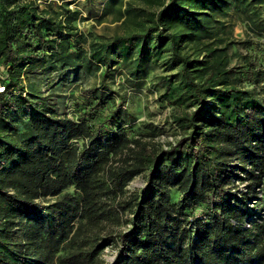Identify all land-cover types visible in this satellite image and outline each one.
Masks as SVG:
<instances>
[{
  "label": "trees",
  "instance_id": "16d2710c",
  "mask_svg": "<svg viewBox=\"0 0 264 264\" xmlns=\"http://www.w3.org/2000/svg\"><path fill=\"white\" fill-rule=\"evenodd\" d=\"M75 1L0 0V264H264V0Z\"/></svg>",
  "mask_w": 264,
  "mask_h": 264
},
{
  "label": "rangeland",
  "instance_id": "374dc122",
  "mask_svg": "<svg viewBox=\"0 0 264 264\" xmlns=\"http://www.w3.org/2000/svg\"><path fill=\"white\" fill-rule=\"evenodd\" d=\"M82 2H83L82 0H77V2L75 1L74 3L70 4V7L72 8L77 4L81 5ZM102 2L103 0H94L93 4L85 6L87 10L82 12V17H84V19L77 21V25L80 30H83L85 32L93 31L95 33L110 35L113 31L118 29L116 27L117 24L110 21L109 18H103L100 23L96 21V18L100 13ZM233 35L239 40H245V39H251L252 41L257 40V38L251 34V32L247 29L244 23L240 20L235 21V25L233 27ZM259 42H262L264 44V38L259 39ZM231 49L232 50L238 49V51L240 52H246L248 48L246 49V46L237 44L233 46ZM114 79H115L114 86L118 87V83L123 80V75L118 74ZM77 80L79 84L83 86H87L92 84L95 79L93 77L78 76ZM38 87L40 88V91L42 93H47L49 91V88L46 84ZM73 88H74L73 85L68 86V88L65 89L66 91L64 92V94L67 95L70 91H72ZM128 89L130 88L127 87L126 89L127 92ZM144 89L145 88H142L141 91L129 90L128 106L137 113L138 120L144 119L147 121H152L154 123L163 125V122L165 121V118L168 115V109L159 106V102L155 98L156 97L155 93L149 92V90L145 91ZM66 103H67L66 110L69 113L72 112L71 101L67 97H66ZM173 138L174 137L170 134H162L156 137V139H159L162 142H165L167 140H173ZM143 182L144 181L141 176H136L127 184L126 189L132 190L135 187L142 185ZM126 226H127L126 223H121L117 225L118 229L125 228ZM114 253H115V247L113 245H107L102 249V252L100 253V257L103 260L109 261L113 258Z\"/></svg>",
  "mask_w": 264,
  "mask_h": 264
},
{
  "label": "built area",
  "instance_id": "2783aa9c",
  "mask_svg": "<svg viewBox=\"0 0 264 264\" xmlns=\"http://www.w3.org/2000/svg\"><path fill=\"white\" fill-rule=\"evenodd\" d=\"M2 88V86H0V89Z\"/></svg>",
  "mask_w": 264,
  "mask_h": 264
}]
</instances>
